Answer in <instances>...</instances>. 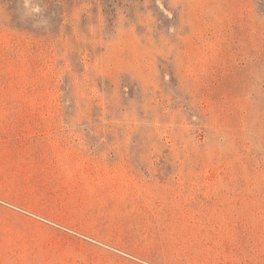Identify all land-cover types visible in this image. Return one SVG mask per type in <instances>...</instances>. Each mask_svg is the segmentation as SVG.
Listing matches in <instances>:
<instances>
[{"label":"rangeland","instance_id":"obj_1","mask_svg":"<svg viewBox=\"0 0 264 264\" xmlns=\"http://www.w3.org/2000/svg\"><path fill=\"white\" fill-rule=\"evenodd\" d=\"M0 264H264V0H0Z\"/></svg>","mask_w":264,"mask_h":264}]
</instances>
